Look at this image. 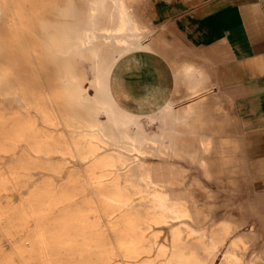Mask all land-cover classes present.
<instances>
[{"label": "bare ground", "instance_id": "bare-ground-1", "mask_svg": "<svg viewBox=\"0 0 264 264\" xmlns=\"http://www.w3.org/2000/svg\"><path fill=\"white\" fill-rule=\"evenodd\" d=\"M133 1L139 0H0V7L6 15L5 28L0 31V89L9 90L7 82L13 77L21 86L27 105L40 114L44 123L58 125L57 110L69 126L86 127V133L93 137L96 148L82 152V159L99 156L100 149L111 151L102 160L110 166L107 174L123 198L113 202L136 211L126 216L129 231L121 239L108 244L103 241L95 243L96 253L104 255V258L97 259L99 263L95 260L93 264H264V249L246 259V252L256 243L255 236L251 231H244V226L233 216L201 226L209 219L210 211L200 208L190 191L194 187L202 188L208 197L212 192L197 178L187 183L185 167H177L174 162L158 161L153 166L141 160L136 163L139 156L178 158L197 165L206 179L219 182L232 172L229 163L216 159L222 143L216 132L218 121L207 113L211 103L204 94L208 81L196 66L184 69L178 81L189 92L179 107L170 102L156 111V102L151 101L156 98H153L151 89H147L138 105L123 103L122 97L116 94L122 68L127 73L139 68L142 64L140 59L144 62L146 58L144 51L154 52L156 43H161L160 38L149 39L148 26L137 17ZM26 2L30 4L29 9L25 7ZM74 4L78 5L72 8ZM52 15H58L65 21V33L58 39L51 37L49 48L67 66L66 77L72 93L65 97L59 94L60 90L53 89L51 103L42 90L39 73L30 67L34 61L28 56L35 49H30L23 39L25 36L36 37L39 28H49L51 23L47 19ZM79 16L85 17L89 27H81L82 33L79 31L78 34L71 31L68 23L71 22L70 17L75 19ZM75 59L90 64L92 84L96 90L94 96L84 90V78L74 67ZM175 92H178V87ZM125 98L129 96L125 95ZM82 99L90 102L83 104ZM97 111L105 118L98 119ZM156 123H159L160 132L155 137L148 135L146 127ZM7 140L4 129L0 128V153L11 151L6 146ZM62 142H65L62 136H47L44 141H32V147L42 155L51 156L58 152L64 155L69 151L58 145ZM206 156H213L214 160ZM130 159L135 164L131 165ZM10 164L13 167H8L9 179L3 183L9 184L6 190L15 191L26 183L23 170L37 164H31L25 153L12 156ZM120 180L134 182V190L144 195L139 203L122 190ZM45 191L50 192V197L61 194L42 184L34 186L30 196L41 197L42 194L38 193ZM63 198L64 202L67 201ZM140 207L141 210L136 209ZM37 213L31 205L23 211V216L25 220L37 223L36 239L43 253L47 254V246L52 244L63 223L56 221L47 225L44 219H36ZM81 224L86 226L87 222L82 220ZM166 227H171V239L169 244L162 245L156 240L155 228ZM64 247L63 253H71L69 242Z\"/></svg>", "mask_w": 264, "mask_h": 264}, {"label": "rangeland", "instance_id": "rangeland-1", "mask_svg": "<svg viewBox=\"0 0 264 264\" xmlns=\"http://www.w3.org/2000/svg\"><path fill=\"white\" fill-rule=\"evenodd\" d=\"M148 2V0L146 3L145 0L133 1L132 5L140 21L148 26L146 31L149 32L150 39L156 37V26L152 23L154 5L152 1ZM77 5L74 4L71 7L75 8ZM25 7L29 9L30 4L26 2ZM5 20V12L0 7V31L5 28ZM47 20L51 23L49 28L48 26L39 28L36 31V37L25 36L23 40L30 49H35L28 56L34 61L30 67L33 72L39 73L42 90L52 103L53 89L60 90L59 94L62 96L70 97L72 88L66 77L67 66L61 62L60 57L56 58L53 50L49 48L51 37L58 39L65 33V21L58 15L49 16ZM69 20L71 22L69 21L68 24L72 32L79 34V31L82 33L81 27H89V23L83 16L75 17V19L70 17ZM74 62L76 63L75 69L84 78V90L94 96L96 90L92 84L93 71L90 64L80 59H75ZM8 84L10 85L9 90L1 91L0 89V128L4 129V134L8 137L6 146L11 148L9 153H0V180L2 182L0 183V264H93L95 260L98 261L97 259L102 260L104 255L96 253L95 243L103 241L108 244L117 238L121 239L129 231L126 216L136 211L113 202L123 198L114 188L115 182L107 174L110 166L105 165V161L102 160L111 151L100 149L98 150L99 156L82 159L80 157L82 152L96 148L95 140L86 133L87 128L69 126L62 120L57 110L58 125H47L42 121L40 114L27 105L23 91L20 89L21 86H18L13 77L8 80ZM211 91H209L210 95ZM89 102L82 99L83 104ZM174 105L179 107L181 102H176ZM224 107L225 102L216 104L211 101L207 111L218 121L216 132L218 131L217 136L222 142L216 159L219 162L229 163L232 168L230 176L224 175L225 177L223 176L220 180L221 183L217 180L206 179L197 165L178 158L159 159L156 156H139L136 163L141 160L153 166L158 161L174 162L177 167H185L187 183L197 178L207 190L212 192L208 197L202 188L194 187L190 191V195L197 201L199 207L210 211L209 219L201 226H208L213 221L219 222L228 216H233V219L244 226V231H251L255 236L256 243L251 245L245 254L246 259H249L254 253L264 249V195L253 194L249 190L246 179L238 172L236 157L239 147L238 133ZM96 117L100 120L105 118L104 114L98 111ZM76 122L77 120L74 119V123ZM6 125H10L9 128ZM146 131L148 135L155 137L160 132L159 123L147 126ZM47 136H62L65 142L58 143V145L67 148L69 153L63 155L58 152L46 156L34 150L32 141H44ZM74 136L76 139H73ZM153 148L156 151V146ZM22 153L28 156L31 164L36 163L37 165H29L25 171L23 170L25 175L23 179L26 183H23L21 188L15 191L6 190L9 184H4L3 181L9 179L8 167H13V164H10L11 158ZM213 156L206 157L213 159ZM132 160L130 159L131 165L135 164ZM120 183L122 190L129 193L135 203L141 201L144 195L134 190V182L125 183L120 180ZM42 184H47L49 190H55L61 194L50 197V192L45 191L38 193V195L42 194L41 197L30 196L34 186ZM63 196V199L67 201L62 200ZM68 196L70 198L66 199ZM86 204L89 206L86 207ZM31 205L38 212L37 220L42 218L47 221V225L48 223L53 225L56 221L63 223L60 231H57L54 236L52 244L47 246V254L43 253L42 246L36 239L37 223L31 219L25 220L23 216V211ZM136 209L141 210L142 207ZM82 220L87 222L86 226L81 224ZM47 225L43 224L45 228ZM155 230L157 231V242L162 245L169 244L171 227L155 228ZM67 242L70 243L71 253L69 254L62 251Z\"/></svg>", "mask_w": 264, "mask_h": 264}, {"label": "crops", "instance_id": "crops-1", "mask_svg": "<svg viewBox=\"0 0 264 264\" xmlns=\"http://www.w3.org/2000/svg\"><path fill=\"white\" fill-rule=\"evenodd\" d=\"M152 2L161 43L156 52L143 53L139 68H122L116 94L138 105L151 89L156 111L170 102L183 104L189 92L178 81L184 69L196 66L208 81L204 94L213 103L225 102L235 124L239 174L253 194L264 195V0Z\"/></svg>", "mask_w": 264, "mask_h": 264}]
</instances>
